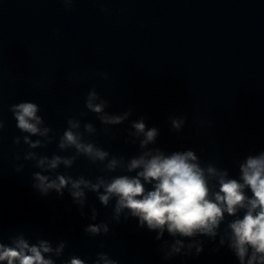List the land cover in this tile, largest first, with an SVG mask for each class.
<instances>
[{
	"label": "water",
	"instance_id": "1",
	"mask_svg": "<svg viewBox=\"0 0 264 264\" xmlns=\"http://www.w3.org/2000/svg\"><path fill=\"white\" fill-rule=\"evenodd\" d=\"M92 88L109 101L106 111L134 110L108 134L95 114L82 118L97 128L96 136L85 138L112 155L139 154L138 143H125V136L131 120L143 116L149 128L159 129L151 147L167 153L194 150L205 165L237 177L240 161L264 151V0H77L70 11L60 0H0L3 242L20 232L31 243L64 241L56 264L72 255L93 264L98 252L118 264H238L226 246L214 251L218 237L215 242L199 237L204 250L198 256L164 260L155 232L139 229L135 218L112 221V205L102 207L94 193L87 194L84 210L90 215L94 205L96 223H109L110 231L89 237L84 227L91 221L80 215L66 190L57 198L55 192L41 197L32 188V173L39 169L23 160L26 145L13 144L22 134L10 106L37 103L39 115L62 134L68 117L87 112L85 98ZM170 116L187 117L180 132L171 129ZM35 151L51 156L56 143ZM20 163L25 167L16 173ZM59 171L74 178L102 174L101 166L84 157ZM115 174L120 173L109 175ZM163 239L172 238L165 233Z\"/></svg>",
	"mask_w": 264,
	"mask_h": 264
},
{
	"label": "clouds",
	"instance_id": "2",
	"mask_svg": "<svg viewBox=\"0 0 264 264\" xmlns=\"http://www.w3.org/2000/svg\"><path fill=\"white\" fill-rule=\"evenodd\" d=\"M60 2L70 11L77 0ZM101 11L109 10L101 8ZM100 75L108 79L107 73ZM108 107L109 101L95 88L90 89L85 98L87 112L80 113V118L68 117L67 127L58 134L39 115L41 108L37 103L22 101L10 106L9 111L22 134L14 137L13 144L26 145L23 160L33 162L32 167L39 169L32 173V188L41 197L55 192L57 198H63L66 190L80 215L91 221L84 227L89 237L106 236L110 231L109 223H96L99 212L94 205L90 206V215L84 210L87 194L94 193L102 207L112 205V221L119 223L121 218L124 221L135 218L139 229L146 227L155 232V240L162 241L159 251L164 260L198 256L204 250V240L199 237H207L211 242L218 237L219 246L214 251L226 246L238 264H264V151L247 155L238 164V176L233 177L226 168L211 163L205 165L194 150L167 153L159 147H151L157 142L159 129L149 128L146 118L141 116L131 120L125 136V143H138L139 154L112 155L85 138L96 136L97 128L91 122L82 121L91 112L108 134L112 126L129 121L134 111L129 108L117 114L106 111ZM169 122L173 131L180 132L187 117L170 116ZM4 127V120L0 118V134ZM54 142L57 151L51 156L35 151ZM65 152L71 155L60 154ZM80 157L101 166L102 174L94 179L84 174L74 178L59 171L61 166L71 169ZM15 159H21L19 153ZM24 167L23 163L17 164L15 172L21 173ZM118 172L120 174L109 175ZM165 233L172 239H163ZM65 248L64 241L55 246L47 239L31 243L22 232L10 236L9 243H4L0 232V264H56ZM62 264L88 262L72 255ZM93 264H118V261L107 253L98 252Z\"/></svg>",
	"mask_w": 264,
	"mask_h": 264
}]
</instances>
